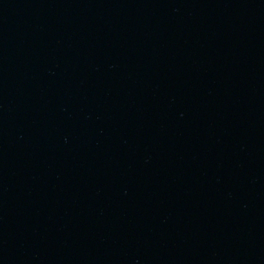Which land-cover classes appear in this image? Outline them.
Wrapping results in <instances>:
<instances>
[{"label":"water","instance_id":"water-1","mask_svg":"<svg viewBox=\"0 0 264 264\" xmlns=\"http://www.w3.org/2000/svg\"><path fill=\"white\" fill-rule=\"evenodd\" d=\"M0 264H264V0H0Z\"/></svg>","mask_w":264,"mask_h":264}]
</instances>
